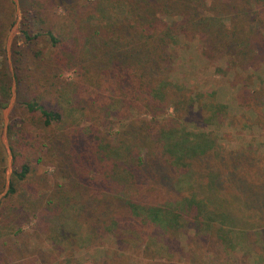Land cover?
<instances>
[{
  "label": "trees",
  "instance_id": "obj_1",
  "mask_svg": "<svg viewBox=\"0 0 264 264\" xmlns=\"http://www.w3.org/2000/svg\"><path fill=\"white\" fill-rule=\"evenodd\" d=\"M79 2L71 1L69 37L36 13L39 33L23 23V45L13 46L18 105L8 126V183L2 111L12 98L6 43L16 23L0 20V197L8 188L0 229L11 230L0 234V264L54 254L47 264H80L77 252L104 238L149 260L172 263L184 254L191 264H264V149L254 138L229 149L222 144L230 135L218 139L211 130L229 124L264 136L257 82L264 0ZM89 11L99 20L87 18L86 27ZM194 42L209 61H223L240 87L239 108L251 115L229 119L213 93L175 83L178 47ZM47 163L56 169L53 186L42 171ZM31 219L50 252L25 237ZM113 249L94 264H130Z\"/></svg>",
  "mask_w": 264,
  "mask_h": 264
},
{
  "label": "rangeland",
  "instance_id": "obj_2",
  "mask_svg": "<svg viewBox=\"0 0 264 264\" xmlns=\"http://www.w3.org/2000/svg\"><path fill=\"white\" fill-rule=\"evenodd\" d=\"M71 1L73 0H0V20H6V23H8V26L12 25L13 22H17L19 20V28L18 33L16 34L12 46H11V66L13 68L12 64V51L13 46L20 47L23 45V41L19 40L22 30L23 23L25 24L24 28L31 30V35H36L39 33V30L34 26L38 21L34 20L35 14H42L43 20H45L46 26L51 27L54 32L59 36H70L72 33V25L71 23V17H72V4ZM80 1L79 4L81 6L86 4L87 0H77ZM92 1V0H88ZM87 6V5H86ZM85 6V7H86ZM91 11V10H90ZM88 12V14L85 12L82 14L84 18V22L86 19H89L90 21L96 18V14H91V12ZM95 11V10H94ZM87 19V21H88ZM34 23L33 24V21ZM80 20V19H79ZM99 20V18H96L94 21H91L92 25H97L96 22ZM86 21V22H87ZM85 22L86 27L89 25ZM37 26V25H36ZM44 26V25H42ZM41 26V27H42ZM14 27H12L8 33L7 36V43L8 38L13 30ZM75 31H78L76 28ZM60 36V39L64 41V38ZM38 43L35 47L36 48H43L44 44L41 41ZM7 43H6V56L8 61V54H7ZM34 47V45L32 46ZM177 51V60L173 65L172 68V74L171 77L177 83L178 85H183L191 90H193V93H200L201 95L207 94V93H213L217 102L220 105H223L225 107V111L229 116V119L233 117H239L240 115H243V117H247L248 115H251L247 112H244L242 109L239 108L238 105V92L240 87L236 86L234 83V80L232 78V75L228 74L227 69L224 70L221 67H223V61L218 57L215 58L214 61H209L205 56L203 55V51L205 50L204 47L198 43L194 42L192 44H185L183 46H179ZM8 67L10 71V65L8 61ZM11 73V72H10ZM14 73V69H13ZM258 83L263 84L264 86V67L258 72ZM73 79V73L67 72L65 74V80L71 81ZM13 84V83H12ZM17 84V83H16ZM17 92H16V99L15 103L9 113V124L10 119L13 117L14 111L17 103ZM10 102L8 105L3 109V131L1 136V143L4 146L6 155H7V161H8V171H7V183L10 179V176L12 174L11 169V151L8 149L9 146V139L7 135L6 142L8 143V147L4 145V112L8 108ZM19 113V111H18ZM16 115H14L15 117ZM9 126V125H8ZM213 133L217 136L218 139L222 138L223 135H230V138L222 144L223 146H227L229 149H236L240 145H245L248 141H250L252 138L255 139L257 148L264 149V136L258 132V130L254 127L250 128H242V130H235L231 129L229 124H226L220 129L212 128L211 129ZM241 133V134H238ZM43 172L46 171L48 174V177L51 180V186L56 182L57 175H56V169L55 166L52 164H46L44 168L42 169ZM8 188L4 191V193L1 195V198L7 193ZM37 220L31 219L30 221L26 220L23 223V231L25 233V237L28 238L29 242L33 247H36L38 249H41L45 252H50L51 244L48 241V238L46 234L44 233V229L41 228V225H38ZM11 233L10 226H8L6 229H0L1 235H8ZM101 243L104 245L101 247L91 246L88 249H84L77 252V259L78 263L80 264H94V261L102 260L104 258L105 251L110 250L111 248H114L113 250H119L121 253H124L122 255H126L129 258L130 264H191L189 260H187L183 256L181 257L179 254L175 258H173L172 263L162 260H149L145 259L141 251L138 250V248H132L129 244L117 246L115 245L116 242L113 241V244L111 241L109 242L105 238L101 240ZM53 252V250H52ZM55 254L50 256L46 262H37V264H47L52 263L53 258H55ZM64 259V258H63ZM61 258L60 262L63 260ZM72 264V263H71Z\"/></svg>",
  "mask_w": 264,
  "mask_h": 264
},
{
  "label": "water",
  "instance_id": "obj_3",
  "mask_svg": "<svg viewBox=\"0 0 264 264\" xmlns=\"http://www.w3.org/2000/svg\"><path fill=\"white\" fill-rule=\"evenodd\" d=\"M18 28H19V20L16 22L13 30L11 31L9 38H8V43H7V54H8V61H9V65H10V72L11 75L13 77V84H12V98L10 101V104L8 106V108L5 110L4 112V145L8 147V143L6 142L7 140V134H8V125H9V113L15 103V99H16V92H17V84L14 78V73H13V68L11 66V46L13 43V40L16 36V34L18 33ZM9 149V147H8Z\"/></svg>",
  "mask_w": 264,
  "mask_h": 264
}]
</instances>
